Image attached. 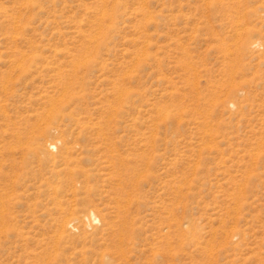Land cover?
Wrapping results in <instances>:
<instances>
[{
  "label": "rangeland",
  "instance_id": "374dc122",
  "mask_svg": "<svg viewBox=\"0 0 264 264\" xmlns=\"http://www.w3.org/2000/svg\"><path fill=\"white\" fill-rule=\"evenodd\" d=\"M0 264H264V0H0Z\"/></svg>",
  "mask_w": 264,
  "mask_h": 264
},
{
  "label": "bare ground",
  "instance_id": "6f19581e",
  "mask_svg": "<svg viewBox=\"0 0 264 264\" xmlns=\"http://www.w3.org/2000/svg\"><path fill=\"white\" fill-rule=\"evenodd\" d=\"M94 216H95V217H94ZM94 216L91 214L90 219H91V220L96 219V215H94ZM93 221H94V220H93ZM70 224H71V223H70ZM71 225H72V224H71Z\"/></svg>",
  "mask_w": 264,
  "mask_h": 264
}]
</instances>
